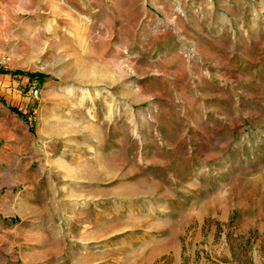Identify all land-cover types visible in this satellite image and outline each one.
Returning <instances> with one entry per match:
<instances>
[{
	"label": "rangeland",
	"instance_id": "rangeland-1",
	"mask_svg": "<svg viewBox=\"0 0 264 264\" xmlns=\"http://www.w3.org/2000/svg\"><path fill=\"white\" fill-rule=\"evenodd\" d=\"M0 60V264H264V0H0Z\"/></svg>",
	"mask_w": 264,
	"mask_h": 264
},
{
	"label": "trees",
	"instance_id": "trees-1",
	"mask_svg": "<svg viewBox=\"0 0 264 264\" xmlns=\"http://www.w3.org/2000/svg\"><path fill=\"white\" fill-rule=\"evenodd\" d=\"M0 73L1 74H5V73H8V71L0 68ZM14 75H25L27 76L30 80H33V79H37V81L39 83H42L43 82V79L45 78L43 75L41 74H26V73H23L21 71H14L13 72Z\"/></svg>",
	"mask_w": 264,
	"mask_h": 264
},
{
	"label": "built area",
	"instance_id": "built-area-1",
	"mask_svg": "<svg viewBox=\"0 0 264 264\" xmlns=\"http://www.w3.org/2000/svg\"><path fill=\"white\" fill-rule=\"evenodd\" d=\"M4 65V62L2 60H0V68ZM0 94H1V91H0ZM39 92H38V88L33 85L30 90H29V95L30 97L32 98H37Z\"/></svg>",
	"mask_w": 264,
	"mask_h": 264
},
{
	"label": "crops",
	"instance_id": "crops-1",
	"mask_svg": "<svg viewBox=\"0 0 264 264\" xmlns=\"http://www.w3.org/2000/svg\"><path fill=\"white\" fill-rule=\"evenodd\" d=\"M13 76H10L9 73H5V74H1L0 73V84L3 82V81H6L7 78H9L8 80V83H10V81L14 82L13 79H12ZM20 97V95L18 96Z\"/></svg>",
	"mask_w": 264,
	"mask_h": 264
}]
</instances>
